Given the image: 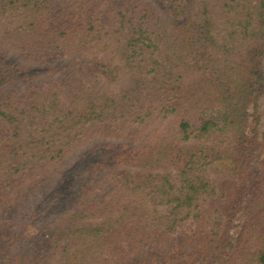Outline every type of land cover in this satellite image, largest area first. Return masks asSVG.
<instances>
[{
    "label": "trees",
    "instance_id": "trees-1",
    "mask_svg": "<svg viewBox=\"0 0 264 264\" xmlns=\"http://www.w3.org/2000/svg\"><path fill=\"white\" fill-rule=\"evenodd\" d=\"M264 0H0V264H264Z\"/></svg>",
    "mask_w": 264,
    "mask_h": 264
},
{
    "label": "rangeland",
    "instance_id": "rangeland-1",
    "mask_svg": "<svg viewBox=\"0 0 264 264\" xmlns=\"http://www.w3.org/2000/svg\"><path fill=\"white\" fill-rule=\"evenodd\" d=\"M263 65H262V69L264 70V57H263V61H262ZM259 110L261 113V122H260V127L262 130H264V99H260V104H259Z\"/></svg>",
    "mask_w": 264,
    "mask_h": 264
}]
</instances>
